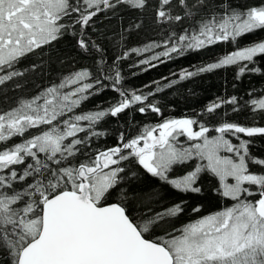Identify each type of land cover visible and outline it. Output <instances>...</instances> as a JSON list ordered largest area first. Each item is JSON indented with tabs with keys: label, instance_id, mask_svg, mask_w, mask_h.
I'll use <instances>...</instances> for the list:
<instances>
[{
	"label": "snow or ice",
	"instance_id": "obj_1",
	"mask_svg": "<svg viewBox=\"0 0 264 264\" xmlns=\"http://www.w3.org/2000/svg\"><path fill=\"white\" fill-rule=\"evenodd\" d=\"M123 11L136 16L119 47L143 31L145 16L164 39L108 58L96 25L101 14L123 20ZM258 32L264 0H0V264H264V156L252 151L264 126L220 111L264 120V93L243 105L218 97L181 118L165 117L158 99L216 70L264 75L256 66L264 39L241 45ZM67 38L93 63L52 77ZM218 45L232 50L178 79L146 92L122 87L118 62L133 54L152 53L132 65L147 71ZM106 89L118 94L114 103L84 110ZM126 111L158 121L131 135L115 129L108 145L106 118ZM166 190L210 198L215 210L198 203L195 218L177 226L187 201L165 205Z\"/></svg>",
	"mask_w": 264,
	"mask_h": 264
},
{
	"label": "trees",
	"instance_id": "obj_2",
	"mask_svg": "<svg viewBox=\"0 0 264 264\" xmlns=\"http://www.w3.org/2000/svg\"><path fill=\"white\" fill-rule=\"evenodd\" d=\"M120 15L123 16V20L117 18V16H110L105 18L103 14L98 19L96 25L98 33L102 34L99 37V42L107 50V57L112 58L118 55L125 48L143 47L151 41L160 42L164 39L163 33L160 29L150 24L151 17H141L149 21L138 35H132L124 44V47H119L120 33L126 28L128 22L136 16V13L130 11H123ZM107 37L105 39L104 37ZM96 35H93V39H97ZM264 39V32H258L246 36L241 45L248 44L252 41H259ZM71 38L62 40L58 45V51L61 55L66 56L64 64H54L50 69V75L56 77L61 73H67L74 68L80 66H91L93 61L91 58L76 56L75 50L71 47ZM230 46L218 45L209 50H206L203 55L195 53L187 54L184 57H177L173 60L165 59V63H157V67L149 68L147 71L141 69L146 66L133 67L140 59L150 56L152 53H144L143 56L131 55L129 59L120 61L119 67L122 76L124 77L122 87L129 90H143L147 91L145 85H151L155 88L153 81H160L166 83L163 80L167 77L169 80L178 79V74L182 69L193 70L192 66H199L201 63L211 62L218 55L225 51H231ZM160 51V49H156ZM73 57L75 59L73 60ZM26 61L25 63H29ZM156 63V62H154ZM258 67L264 68V59H259L257 62ZM235 69L227 68L216 70L213 73H204L191 80L179 81L173 85L171 89H165L164 93L158 94V99L161 106L164 108V116L169 118H181L184 116H195L197 113L203 111L206 105L219 98H228L233 95L241 98V104L249 100V93H252L253 98H261V93H264V75L256 73L245 74L240 79L235 78ZM176 75H173V74ZM46 82V81H45ZM118 99V94L110 89L104 90L100 95L93 96L89 101L85 103L84 110L95 109L97 106L108 107L109 102H115ZM221 112L227 111L229 113V119L242 124L252 125L255 124L264 126V120H261L259 115L251 113L250 110L245 109L239 114L231 113L229 106L225 105ZM158 121V118L153 115H141L135 112H125L117 118H106L104 127L109 132V136L105 138L108 145L115 143L114 137L111 135L113 130L119 129L120 131H126L129 135L134 134L136 129L143 126L154 125ZM252 151L257 155L264 156V138H256V143L252 147ZM150 185H144L145 191L149 189ZM175 196L169 190H166L164 203L171 197ZM187 201V210L198 204L203 203L204 208L202 212L215 210V203L209 204L210 198L198 197L196 195H179ZM190 213V211L188 212ZM195 214L186 217L184 214L181 219L182 223L194 219ZM181 219L179 222H181Z\"/></svg>",
	"mask_w": 264,
	"mask_h": 264
},
{
	"label": "flooded vegetation",
	"instance_id": "obj_3",
	"mask_svg": "<svg viewBox=\"0 0 264 264\" xmlns=\"http://www.w3.org/2000/svg\"><path fill=\"white\" fill-rule=\"evenodd\" d=\"M174 194H175V196L169 198V199L165 202V205L170 204V203H173V202H179V200L182 198V197L178 196L179 193H174ZM179 195H181V194H179ZM213 210H214V209H213ZM189 211H190V213H188ZM189 211L186 209V212H185L186 217H188V215H189L190 217L192 216L191 208L189 209ZM210 211H211V210H210ZM182 216H183V215H182ZM182 216H181V217H182ZM181 217H179V218L177 219V221H176L177 226H179L180 224H182V219H181ZM180 219H181V222H179Z\"/></svg>",
	"mask_w": 264,
	"mask_h": 264
}]
</instances>
